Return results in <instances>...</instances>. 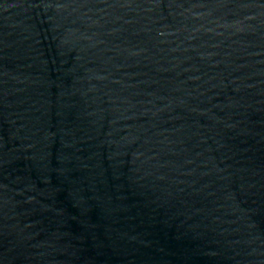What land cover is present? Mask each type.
Segmentation results:
<instances>
[{"label":"water","instance_id":"95a60500","mask_svg":"<svg viewBox=\"0 0 264 264\" xmlns=\"http://www.w3.org/2000/svg\"><path fill=\"white\" fill-rule=\"evenodd\" d=\"M0 264H264V0H0Z\"/></svg>","mask_w":264,"mask_h":264}]
</instances>
